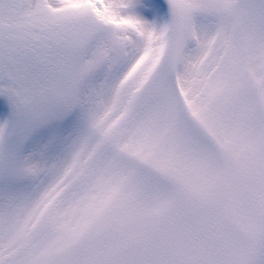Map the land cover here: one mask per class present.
<instances>
[{
    "label": "snow or ice",
    "instance_id": "snow-or-ice-1",
    "mask_svg": "<svg viewBox=\"0 0 264 264\" xmlns=\"http://www.w3.org/2000/svg\"><path fill=\"white\" fill-rule=\"evenodd\" d=\"M0 264H264V0H0Z\"/></svg>",
    "mask_w": 264,
    "mask_h": 264
}]
</instances>
